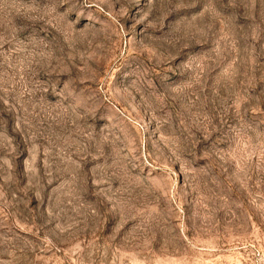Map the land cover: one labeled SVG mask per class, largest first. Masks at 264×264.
<instances>
[{
    "label": "rangeland",
    "instance_id": "obj_1",
    "mask_svg": "<svg viewBox=\"0 0 264 264\" xmlns=\"http://www.w3.org/2000/svg\"><path fill=\"white\" fill-rule=\"evenodd\" d=\"M0 264H264V0H0Z\"/></svg>",
    "mask_w": 264,
    "mask_h": 264
}]
</instances>
